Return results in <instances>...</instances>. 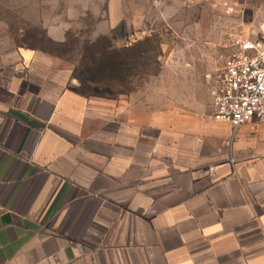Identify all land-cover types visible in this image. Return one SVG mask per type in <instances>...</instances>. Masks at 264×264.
<instances>
[{
  "label": "crops",
  "instance_id": "1",
  "mask_svg": "<svg viewBox=\"0 0 264 264\" xmlns=\"http://www.w3.org/2000/svg\"><path fill=\"white\" fill-rule=\"evenodd\" d=\"M137 8L106 0L96 37H131ZM19 58L0 73V264H264V123Z\"/></svg>",
  "mask_w": 264,
  "mask_h": 264
},
{
  "label": "rangeland",
  "instance_id": "2",
  "mask_svg": "<svg viewBox=\"0 0 264 264\" xmlns=\"http://www.w3.org/2000/svg\"><path fill=\"white\" fill-rule=\"evenodd\" d=\"M137 1L140 28L128 37L120 25L113 44L122 48L129 40L143 51L124 79L131 90L117 92L163 96L186 111L212 114L211 90L234 41L264 35V0ZM105 11L106 0H0V73L31 47L54 57L61 77L84 83L80 53L95 40Z\"/></svg>",
  "mask_w": 264,
  "mask_h": 264
},
{
  "label": "built area",
  "instance_id": "3",
  "mask_svg": "<svg viewBox=\"0 0 264 264\" xmlns=\"http://www.w3.org/2000/svg\"><path fill=\"white\" fill-rule=\"evenodd\" d=\"M211 94L214 119L234 128L250 121L264 123V35L234 41Z\"/></svg>",
  "mask_w": 264,
  "mask_h": 264
},
{
  "label": "trees",
  "instance_id": "4",
  "mask_svg": "<svg viewBox=\"0 0 264 264\" xmlns=\"http://www.w3.org/2000/svg\"><path fill=\"white\" fill-rule=\"evenodd\" d=\"M113 41V37L109 35H99L95 40L83 45L78 64L81 79L84 83L104 88L115 90L126 88L130 91L124 79L133 75L134 59L143 50L138 48L140 43L132 42L118 48ZM148 41L149 39L145 38L144 42Z\"/></svg>",
  "mask_w": 264,
  "mask_h": 264
}]
</instances>
